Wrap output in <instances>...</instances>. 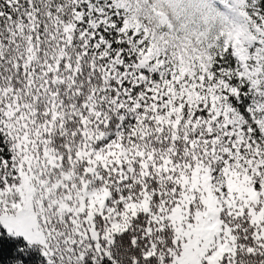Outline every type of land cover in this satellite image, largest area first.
<instances>
[{
    "label": "snow or ice",
    "instance_id": "snow-or-ice-1",
    "mask_svg": "<svg viewBox=\"0 0 264 264\" xmlns=\"http://www.w3.org/2000/svg\"><path fill=\"white\" fill-rule=\"evenodd\" d=\"M0 264H264V0H0Z\"/></svg>",
    "mask_w": 264,
    "mask_h": 264
}]
</instances>
